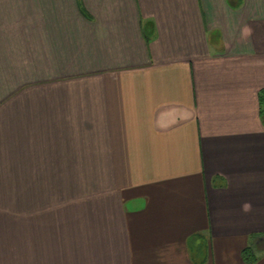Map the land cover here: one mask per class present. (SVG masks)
<instances>
[{
  "label": "crops",
  "instance_id": "crops-1",
  "mask_svg": "<svg viewBox=\"0 0 264 264\" xmlns=\"http://www.w3.org/2000/svg\"><path fill=\"white\" fill-rule=\"evenodd\" d=\"M262 90L264 0H0V264H264Z\"/></svg>",
  "mask_w": 264,
  "mask_h": 264
},
{
  "label": "trees",
  "instance_id": "trees-1",
  "mask_svg": "<svg viewBox=\"0 0 264 264\" xmlns=\"http://www.w3.org/2000/svg\"><path fill=\"white\" fill-rule=\"evenodd\" d=\"M259 102L261 104V113H262V118L264 119V90L261 91V93L259 94ZM252 249L247 248L245 250H243V257L246 260H250V261H255L256 257L253 255L252 253Z\"/></svg>",
  "mask_w": 264,
  "mask_h": 264
}]
</instances>
